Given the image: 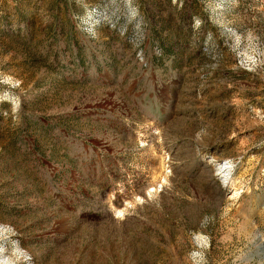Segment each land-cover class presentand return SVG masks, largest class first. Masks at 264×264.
<instances>
[{
  "label": "rangeland",
  "instance_id": "374dc122",
  "mask_svg": "<svg viewBox=\"0 0 264 264\" xmlns=\"http://www.w3.org/2000/svg\"><path fill=\"white\" fill-rule=\"evenodd\" d=\"M0 264H264V0H0Z\"/></svg>",
  "mask_w": 264,
  "mask_h": 264
}]
</instances>
